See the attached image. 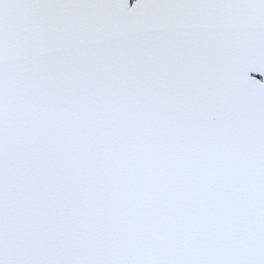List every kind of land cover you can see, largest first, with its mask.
Returning <instances> with one entry per match:
<instances>
[{
  "label": "snow or ice",
  "instance_id": "snow-or-ice-1",
  "mask_svg": "<svg viewBox=\"0 0 264 264\" xmlns=\"http://www.w3.org/2000/svg\"><path fill=\"white\" fill-rule=\"evenodd\" d=\"M0 264H264V0H0Z\"/></svg>",
  "mask_w": 264,
  "mask_h": 264
},
{
  "label": "water",
  "instance_id": "water-1",
  "mask_svg": "<svg viewBox=\"0 0 264 264\" xmlns=\"http://www.w3.org/2000/svg\"><path fill=\"white\" fill-rule=\"evenodd\" d=\"M130 2H131V0H130Z\"/></svg>",
  "mask_w": 264,
  "mask_h": 264
}]
</instances>
